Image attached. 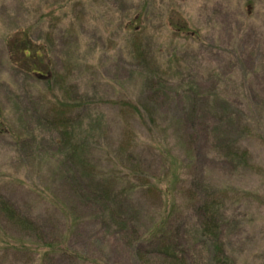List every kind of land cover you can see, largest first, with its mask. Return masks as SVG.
<instances>
[{
    "label": "rangeland",
    "instance_id": "374dc122",
    "mask_svg": "<svg viewBox=\"0 0 264 264\" xmlns=\"http://www.w3.org/2000/svg\"><path fill=\"white\" fill-rule=\"evenodd\" d=\"M0 200V264H212L205 202L264 264V0H0Z\"/></svg>",
    "mask_w": 264,
    "mask_h": 264
},
{
    "label": "trees",
    "instance_id": "16d2710c",
    "mask_svg": "<svg viewBox=\"0 0 264 264\" xmlns=\"http://www.w3.org/2000/svg\"><path fill=\"white\" fill-rule=\"evenodd\" d=\"M21 54L23 59L27 62L30 61L32 63L27 64L29 67V72L33 75H36L40 78H45V76L42 72L37 71L38 68V60L41 57L39 50H33L30 45L27 46L26 43L22 44L21 48ZM35 61V62H34ZM65 110L68 112L69 110H72L69 105L63 106L62 110ZM59 124V123H58ZM59 125H61V128L66 130L69 129V133L64 132L62 136V145L66 146V149L72 157L71 159L79 162V158L84 157V143H74L71 139L72 136V127H67L69 123L67 122H61ZM60 127V126H59ZM71 128V129H70ZM225 155L226 157L231 158V160H235L238 162V164H242L243 166L247 167L248 159H247V152H238V151H231V145H225ZM81 154V155H80ZM82 165H84V169L87 168V164L84 161H81ZM253 167V166H252ZM174 174V173H173ZM99 196L96 195L95 198ZM201 212V223L198 228V235L199 237L205 242L207 249L210 250L212 258L211 263L212 264H227L228 263V257L224 255L225 252V244L223 241V237L225 236V225L226 220L224 219V214L222 210L220 209L219 204L211 203V202H205L204 205L200 207ZM0 213L3 214L9 221L15 223L17 226H19L22 229L28 230L32 227V223L28 221L25 218H22L19 214H17L16 210L8 204L6 201L0 200ZM162 224L158 225L154 230H152L151 235H156L160 233L162 234L163 230ZM163 248H159L158 252L163 255L170 254L169 251H171V247L166 244L167 239L165 238L163 241L158 240ZM221 256L222 259H221ZM224 257L226 260H224Z\"/></svg>",
    "mask_w": 264,
    "mask_h": 264
}]
</instances>
